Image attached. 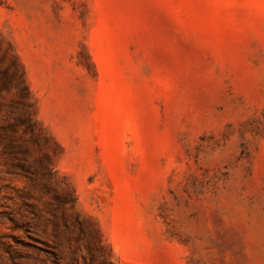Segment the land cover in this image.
<instances>
[{
    "label": "rangeland",
    "instance_id": "obj_1",
    "mask_svg": "<svg viewBox=\"0 0 264 264\" xmlns=\"http://www.w3.org/2000/svg\"><path fill=\"white\" fill-rule=\"evenodd\" d=\"M0 264H264V0H0Z\"/></svg>",
    "mask_w": 264,
    "mask_h": 264
}]
</instances>
